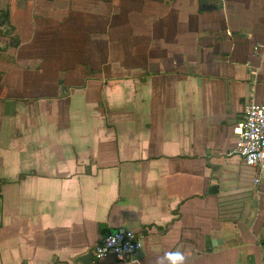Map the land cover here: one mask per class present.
I'll return each mask as SVG.
<instances>
[{
    "label": "crops",
    "instance_id": "obj_1",
    "mask_svg": "<svg viewBox=\"0 0 264 264\" xmlns=\"http://www.w3.org/2000/svg\"><path fill=\"white\" fill-rule=\"evenodd\" d=\"M0 25V264H83L119 227L134 259L92 264H264V180L236 152L264 0H0Z\"/></svg>",
    "mask_w": 264,
    "mask_h": 264
},
{
    "label": "built area",
    "instance_id": "obj_2",
    "mask_svg": "<svg viewBox=\"0 0 264 264\" xmlns=\"http://www.w3.org/2000/svg\"><path fill=\"white\" fill-rule=\"evenodd\" d=\"M263 48L264 43L256 46ZM236 152L245 163L256 170L255 184L264 180V103L249 102L245 106L244 119L240 126ZM143 246V234L119 227L105 235L92 250L94 260L98 261L113 255L119 261H129Z\"/></svg>",
    "mask_w": 264,
    "mask_h": 264
},
{
    "label": "clouds",
    "instance_id": "obj_3",
    "mask_svg": "<svg viewBox=\"0 0 264 264\" xmlns=\"http://www.w3.org/2000/svg\"><path fill=\"white\" fill-rule=\"evenodd\" d=\"M156 264H187V258L182 251H169L158 257Z\"/></svg>",
    "mask_w": 264,
    "mask_h": 264
},
{
    "label": "trees",
    "instance_id": "obj_4",
    "mask_svg": "<svg viewBox=\"0 0 264 264\" xmlns=\"http://www.w3.org/2000/svg\"><path fill=\"white\" fill-rule=\"evenodd\" d=\"M3 19H4V28H3L4 35L11 37L12 45L17 46L19 44V39L14 34L15 28L11 26L9 17L4 15Z\"/></svg>",
    "mask_w": 264,
    "mask_h": 264
},
{
    "label": "water",
    "instance_id": "obj_5",
    "mask_svg": "<svg viewBox=\"0 0 264 264\" xmlns=\"http://www.w3.org/2000/svg\"><path fill=\"white\" fill-rule=\"evenodd\" d=\"M203 8L207 9V10L216 9L217 5L216 4H211L210 2H205L203 4ZM0 27L2 28V25H0ZM0 49H1V46H0ZM78 260H80L83 264H92V262H93V254H92V252L84 254V255L80 256L78 258Z\"/></svg>",
    "mask_w": 264,
    "mask_h": 264
}]
</instances>
